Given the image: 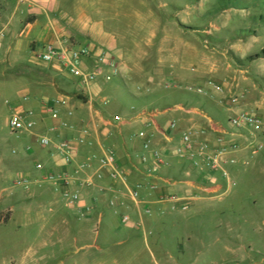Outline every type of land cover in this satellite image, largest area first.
<instances>
[{
  "label": "crops",
  "instance_id": "1",
  "mask_svg": "<svg viewBox=\"0 0 264 264\" xmlns=\"http://www.w3.org/2000/svg\"><path fill=\"white\" fill-rule=\"evenodd\" d=\"M200 1L0 0V36L3 35V38H0V99L14 100L17 111L32 110L38 119L45 114V110L34 99L48 103L62 100L65 103L61 108L62 115L65 116L69 111L74 113V117L68 120L70 123L79 127L82 124L89 125L100 142L105 140L107 133L114 134L113 140L107 144L116 154L122 168L135 181L139 178L135 166L142 152V141L137 138L140 132L146 131L153 136L156 146H168L174 156L181 147L183 132L196 128L209 131L210 138H214L215 131L219 130L218 124L226 126L228 115L219 106L218 101L221 98L217 97L212 101L201 97L205 104L189 98L176 104L165 105L163 110H154L142 105L143 96L129 92L127 96L140 104L137 108L123 101V97L120 101L105 98L114 93L110 85L98 82L87 88L81 80L70 76L58 63L45 64L35 55L44 53L47 48H53L58 52L66 50L78 52L86 49L90 55L82 59V67L89 71L96 65L100 53H104L126 65L127 70L123 73V77H126L121 78L122 81L140 73L141 66L146 63L150 64L151 73L155 77L162 76L161 81H164L168 73L164 72L162 64L171 63L176 68L174 81L183 88L203 84H208L206 87H209L212 80L232 82L227 75V71L232 72L231 70L223 71L216 67V58L220 56L219 48L210 45L211 41L199 38V29L191 26L195 22L197 12L192 10L190 2ZM165 8L176 12L173 21L162 14ZM159 28L165 30L164 34H161ZM211 40L222 43L221 40ZM23 46L26 47L25 53L21 52ZM130 59L137 60L138 65L130 64ZM241 63L243 62L240 61L239 64ZM104 69L105 72L109 71L107 68ZM238 72L245 74L240 70ZM248 82V79H244L238 85L246 86L245 83ZM137 88L147 89L145 85H138ZM182 91L175 90L179 94ZM146 93L152 94V90L147 89ZM25 98L31 100L25 103L23 101ZM210 108L225 111V119H217L211 115ZM154 115L155 118H152ZM117 117L122 119V123L116 127H108V123L115 124L114 120ZM172 122L178 124V129L169 134L170 143L167 144L161 130H167ZM50 124L49 120L42 123L41 132ZM25 137L28 140L24 147L27 145L33 147V153L24 154L25 157L31 162L45 160L44 152L34 140ZM90 152L93 151L81 150L78 161L84 160ZM235 157L240 165L227 168L232 182L234 181L231 170L245 169L253 159L246 152L238 153ZM161 173L168 184L162 185L161 190L153 196L155 201L153 215L145 220L147 236L155 228V220L170 212L173 213L174 205L168 198L175 196L193 199L189 205L222 199L231 189L227 186V191L223 193L227 184L219 174L215 177L214 185L204 186L200 174L179 157H172L171 167ZM109 183L110 180L107 179L105 184ZM207 188L208 190H205ZM49 207L50 212H53L55 204L52 199ZM101 208L107 209L105 202ZM102 220L103 217L100 215L96 221L97 225L101 226ZM97 228L94 230L96 235L99 234ZM142 233L144 235V231Z\"/></svg>",
  "mask_w": 264,
  "mask_h": 264
},
{
  "label": "rangeland",
  "instance_id": "2",
  "mask_svg": "<svg viewBox=\"0 0 264 264\" xmlns=\"http://www.w3.org/2000/svg\"><path fill=\"white\" fill-rule=\"evenodd\" d=\"M190 3L197 12L191 26L199 29L198 37L219 48L216 67L232 71H227L232 82L210 83L256 107L264 122V0ZM162 14L173 21L176 12L165 8ZM25 51L26 47H21V52ZM129 61L138 65L137 60ZM149 65L141 66V72L126 81L122 75L110 85L113 95L105 98L120 101L123 97L139 108L140 104L127 96L131 92L143 96L142 105L154 110L189 98L206 103L184 90L181 94L167 90L169 78L161 81L162 76L155 77ZM162 68L165 73L176 72L171 63H163ZM239 70L245 74L240 75ZM244 79L249 82L239 87ZM138 85H145L152 94L139 90ZM14 105V100L0 99V264H264V151L251 157L247 168L231 170L236 186L224 198L191 203L187 212L163 215L145 239L142 232L121 226L107 209L99 208L90 221L81 223L46 186L31 194L14 187L16 179L36 176L35 162L23 152L28 139L15 140L11 135L9 120L16 111ZM209 110L217 119H225V111ZM14 150L19 155L14 156ZM224 189L223 193L227 185ZM50 199L55 204L53 212ZM100 215L101 226L96 222Z\"/></svg>",
  "mask_w": 264,
  "mask_h": 264
},
{
  "label": "built area",
  "instance_id": "3",
  "mask_svg": "<svg viewBox=\"0 0 264 264\" xmlns=\"http://www.w3.org/2000/svg\"><path fill=\"white\" fill-rule=\"evenodd\" d=\"M89 55L90 52L86 49L58 52L47 48L44 53L35 56L45 64L58 63L87 88L98 82L111 85L122 78L124 64L104 53H100L91 70L83 69L82 59ZM104 68L109 71L105 72ZM168 78L165 86L167 90H184L212 101L217 97L221 98L219 106L226 111L228 119L226 126L218 124L219 130L215 131L214 138H210L209 131L191 128L182 133L181 147L173 156L168 146H156L153 136L146 131L140 132L137 138L142 141V152L135 166L139 178L133 181L107 144L114 138L112 132L107 133L105 140L100 142L89 125L82 124L79 127L68 121L74 117L72 111L62 115L61 108L65 105L62 100L48 103L34 99L44 108L45 114L38 119L32 110H16L9 120V128L15 140L25 136L32 138L44 152L45 160L34 163L35 177H20L14 182V187L31 194L35 188L46 186L81 223L90 221L105 202L107 209L117 217L121 226L144 231L145 239V220L153 215L154 194L161 190L162 185L168 184L161 172L171 167L172 157L184 159L200 174L204 186L214 185L215 177L219 174L229 189L235 187L236 184L231 181L227 171L228 167L240 165L235 155L246 152L254 157L264 151V122L258 109L249 106L242 97L232 95L221 85L183 88L175 83L173 72L168 73ZM30 100L25 98L23 101L27 103ZM46 120L51 124L41 132V124ZM114 123H108L107 126L116 127L122 123V119L117 117ZM177 129L178 124L172 122L167 130H161L167 144L170 143L169 134ZM84 149L93 152L87 154L84 160L78 161V156ZM23 152L26 155L32 154V145L25 146ZM19 153L17 150L12 152L14 156ZM107 179L110 180L109 184H105ZM168 201L174 205L173 212H187L188 203L193 199L173 196Z\"/></svg>",
  "mask_w": 264,
  "mask_h": 264
}]
</instances>
